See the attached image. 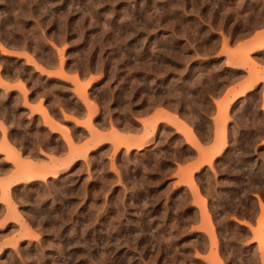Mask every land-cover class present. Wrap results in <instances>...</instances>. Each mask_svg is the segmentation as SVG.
Wrapping results in <instances>:
<instances>
[{"label": "rangeland", "instance_id": "374dc122", "mask_svg": "<svg viewBox=\"0 0 264 264\" xmlns=\"http://www.w3.org/2000/svg\"><path fill=\"white\" fill-rule=\"evenodd\" d=\"M222 253H264V0H0V264Z\"/></svg>", "mask_w": 264, "mask_h": 264}, {"label": "crops", "instance_id": "0c3cea01", "mask_svg": "<svg viewBox=\"0 0 264 264\" xmlns=\"http://www.w3.org/2000/svg\"><path fill=\"white\" fill-rule=\"evenodd\" d=\"M248 40H250V39H248ZM248 40H246V41H248ZM221 97L222 96H220V98H218L216 101H219L220 99H221ZM242 222L241 221H239V223L238 224H235L237 227H241V226H244V225H242L241 224ZM258 248V245H256V250H258L257 249ZM259 252V251H258ZM221 255H223V258H224V260L226 261V260H228L229 261V264H232V259L231 258H233L234 259V256H235V261H236V264H239L238 263V261H239V257H238V254H233L232 255V257H231V255H229V253H222ZM219 257V256H218ZM258 257H259V259H258V264H264V253H259L258 254ZM216 257H215V255H214V259H215Z\"/></svg>", "mask_w": 264, "mask_h": 264}, {"label": "bare ground", "instance_id": "6f19581e", "mask_svg": "<svg viewBox=\"0 0 264 264\" xmlns=\"http://www.w3.org/2000/svg\"><path fill=\"white\" fill-rule=\"evenodd\" d=\"M150 140H151V139H150ZM132 141H133V139H132V140L130 139V142H131V143H133ZM223 148H224V147H223ZM29 179H31V177H30Z\"/></svg>", "mask_w": 264, "mask_h": 264}]
</instances>
